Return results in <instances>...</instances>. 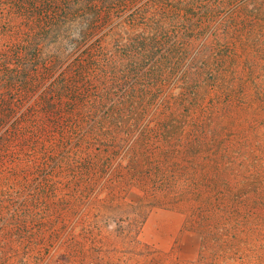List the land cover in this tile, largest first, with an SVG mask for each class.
<instances>
[{"label": "rangeland", "instance_id": "1", "mask_svg": "<svg viewBox=\"0 0 264 264\" xmlns=\"http://www.w3.org/2000/svg\"><path fill=\"white\" fill-rule=\"evenodd\" d=\"M115 7L0 0V264H264V0Z\"/></svg>", "mask_w": 264, "mask_h": 264}, {"label": "trees", "instance_id": "2", "mask_svg": "<svg viewBox=\"0 0 264 264\" xmlns=\"http://www.w3.org/2000/svg\"><path fill=\"white\" fill-rule=\"evenodd\" d=\"M122 1L128 0H13V3L16 8L15 16L17 17L20 13L24 12L29 18V20L28 18L26 19L29 21V29H32V25L35 26L33 27V33L37 32L40 35L49 33L56 27L60 28L62 22L67 19L69 24L66 28L73 33L76 31L81 36L75 43L77 46L83 43V46L89 40L90 34L95 33L100 26L102 17L109 20L115 11L119 10V7L115 6ZM174 7L179 10L177 5ZM127 9L126 7L124 11ZM11 15L10 21H14V14ZM95 19L98 21H95ZM5 33L11 36L17 34L12 32V30H7ZM81 40L82 43L80 44ZM11 41L15 43L12 47L10 45L9 48L20 50L17 54H13L17 59L22 60L24 58L22 50L29 47V39H19V42H17L18 38H11ZM93 47L95 54L92 55L90 52V57L91 59H96L98 57L96 51L102 47L96 46L95 43H93L91 48ZM39 49L40 47L37 49V52H39ZM21 71H24V67H22Z\"/></svg>", "mask_w": 264, "mask_h": 264}]
</instances>
